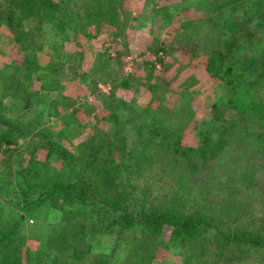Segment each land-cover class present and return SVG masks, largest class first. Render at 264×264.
Wrapping results in <instances>:
<instances>
[{
    "label": "rangeland",
    "instance_id": "rangeland-1",
    "mask_svg": "<svg viewBox=\"0 0 264 264\" xmlns=\"http://www.w3.org/2000/svg\"><path fill=\"white\" fill-rule=\"evenodd\" d=\"M226 1L117 0V15L98 28L89 23L92 35H84L82 28L73 29L67 39L56 37L51 24L40 22L42 13L27 12L24 24L37 30L30 36L36 43L25 48L2 23L5 15L0 16V110L4 119L35 124L15 132L14 141L0 146V264H53L58 258L93 264L96 253L110 250L119 225L108 228L106 234L97 233L100 241L92 240V247L87 240L75 242V249L66 247L58 237L53 241L61 210L44 199L38 201L35 192L41 188L34 184L48 183L57 172L67 170L61 151L72 154L79 176L86 172L103 190L108 181L122 188L130 180L132 186L123 203L135 215L138 205L157 204L175 184L163 165L168 161L166 145L160 136L141 134L139 126L157 124L165 135L174 130L167 131L168 127L177 130L175 126L181 128L185 122L182 140L185 145H195L218 136L216 121L222 111L239 117L238 109L227 104L229 91L206 64L211 51L220 45L213 39L216 28L207 20L215 15L225 17ZM28 3L38 7L36 0ZM102 3L91 0L90 5L98 9ZM85 10L88 13L89 9ZM251 47L248 53H255ZM259 90L264 98V85ZM174 119L178 122L173 123ZM128 121L126 129L123 126ZM4 126L0 124V133ZM129 131H133L131 138ZM129 141L134 149L132 158L125 149ZM261 154L264 158V150ZM260 167L259 177L264 178V159ZM21 173L26 174L27 190L20 185ZM29 195L26 209L17 207L18 201L24 203ZM62 196L63 208L70 207L72 203ZM246 202L259 217L264 210V189L251 190ZM90 209L91 205L81 207L72 219L81 221ZM228 225L232 224H223ZM130 232L122 235L124 241ZM135 235L144 238L143 232ZM126 249L123 244L110 264H129ZM206 250L208 254L196 256L193 264L213 256L214 248ZM183 257L180 250H164L154 264ZM258 258L264 259V255L247 262L235 259L219 264H263ZM211 259L209 264L215 262Z\"/></svg>",
    "mask_w": 264,
    "mask_h": 264
},
{
    "label": "trees",
    "instance_id": "trees-1",
    "mask_svg": "<svg viewBox=\"0 0 264 264\" xmlns=\"http://www.w3.org/2000/svg\"><path fill=\"white\" fill-rule=\"evenodd\" d=\"M226 2L228 13L225 17L215 15L207 20L216 28L213 39L220 45L211 51L206 64L215 79H219L229 91L227 104L238 109L239 117L236 114L234 118L232 113L226 115V111H222L221 118L217 117L219 120L216 121L220 128L218 136L206 139L209 143L203 141L195 145H185L182 140L185 122H181V128L176 125L177 130L168 127L167 131L174 129L169 131L173 133L165 135L157 124L152 128L139 126L141 134L146 132L147 137L150 135L152 138L160 136L166 145L168 161L163 165L175 184L172 187V182L169 184L171 191L163 194L157 204L148 207L138 205L135 215L123 203L132 186L130 180L122 188L117 182L108 181L109 189L103 190L94 185V180L91 182L90 176L86 177V172L79 176L78 168L72 163V154L61 151L67 170L57 172L48 183L40 181L34 184L41 188L35 192L39 194L38 201L44 199L52 206L58 205L61 210L59 230L53 235L54 243L58 237L64 240L66 247L71 245L75 249V242L87 240L92 247V240L100 241L97 233L106 234L108 228L119 225L110 250L101 255L96 253L93 264H110L123 244L127 246L125 256L129 264H154L158 253L162 254L164 250H180L184 257L180 261L162 264H193L196 256L201 254L203 257L208 254L206 249L212 248L213 256H205L198 264H209L211 258L215 262L210 264L235 259L247 262L255 255H264V210L256 217L255 208H250L246 202L251 190L256 187L264 189V178L259 177L264 159L261 154L264 150V98L259 90L264 85V0ZM90 3L91 0H36L38 7H34L28 0H5L0 2V16L5 15L2 23L10 29L15 42L19 40L25 48L36 43L30 36H34L37 30L24 24L27 12L31 15L42 13L40 22L51 24L56 37L66 39L73 29L82 28L84 35H92L88 29L91 21L98 28L107 18L117 15V0H103L98 9ZM20 10L23 14L19 13ZM165 45L162 42L161 49L165 50ZM248 47L254 48L255 53H248ZM216 105L219 107L218 102ZM32 122L25 124L15 119H4L0 110V124H5L1 127L4 130L0 133V146L14 141L13 136L18 131L35 125ZM176 122L178 120L174 119L173 123ZM123 127L128 129L129 121ZM132 133H127L130 138ZM125 149H129L126 153L129 158L134 157L132 141L126 144ZM19 182L26 189L25 173H21ZM60 196L72 203L70 207L63 208ZM29 198L30 195L22 204L19 200L17 207L26 209ZM95 198L99 201L96 202ZM89 205L91 209L84 212L81 221L72 219L81 207ZM105 207L107 209L103 211ZM88 217L90 221L87 222ZM223 224L232 225L224 227ZM127 231L131 234L124 241L122 235ZM136 231L143 232L144 238L138 239ZM256 260L264 261L263 258ZM75 263L73 258L53 260V264Z\"/></svg>",
    "mask_w": 264,
    "mask_h": 264
}]
</instances>
